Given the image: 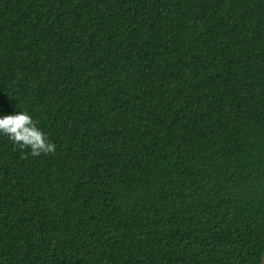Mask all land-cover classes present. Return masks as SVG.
<instances>
[{
    "label": "trees",
    "instance_id": "16d2710c",
    "mask_svg": "<svg viewBox=\"0 0 264 264\" xmlns=\"http://www.w3.org/2000/svg\"><path fill=\"white\" fill-rule=\"evenodd\" d=\"M0 264H261L264 0H0ZM18 110V109H17Z\"/></svg>",
    "mask_w": 264,
    "mask_h": 264
},
{
    "label": "clouds",
    "instance_id": "9594fccd",
    "mask_svg": "<svg viewBox=\"0 0 264 264\" xmlns=\"http://www.w3.org/2000/svg\"><path fill=\"white\" fill-rule=\"evenodd\" d=\"M0 135L7 136L20 148H28L34 156L55 151V144L26 108H14L11 112L0 113Z\"/></svg>",
    "mask_w": 264,
    "mask_h": 264
},
{
    "label": "water",
    "instance_id": "95a60500",
    "mask_svg": "<svg viewBox=\"0 0 264 264\" xmlns=\"http://www.w3.org/2000/svg\"><path fill=\"white\" fill-rule=\"evenodd\" d=\"M261 264H264V255L262 256Z\"/></svg>",
    "mask_w": 264,
    "mask_h": 264
}]
</instances>
